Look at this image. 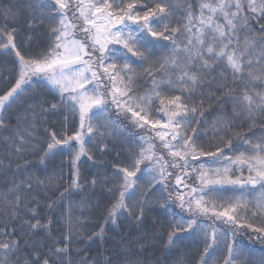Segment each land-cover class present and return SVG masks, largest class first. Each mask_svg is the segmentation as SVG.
Segmentation results:
<instances>
[{
    "label": "snow or ice",
    "instance_id": "obj_1",
    "mask_svg": "<svg viewBox=\"0 0 264 264\" xmlns=\"http://www.w3.org/2000/svg\"><path fill=\"white\" fill-rule=\"evenodd\" d=\"M37 7L40 16L45 15L44 9H51L47 18L56 21L49 28L51 40L44 51L22 53L16 29L0 26V50L12 52L17 65L14 82L0 94V111L34 85L57 93L59 105L50 103L40 112L66 110L74 127H67L66 116L59 133L45 129L48 139L43 157L68 153L71 188L80 187L81 157L92 159L86 138L91 142L99 137L100 151H108L103 140L106 131L123 133L126 129L107 113L114 107L117 114L128 116L134 127L152 135L134 136L138 150L131 154L129 167L114 165L112 178L90 180L93 186L107 185L113 178L122 181L107 189L114 202L106 209L104 222L115 224L117 214L125 212L143 222L146 203L137 200V195L147 197L158 188L165 190L172 180L173 191L166 199L175 202L178 211L171 204L162 205L171 215L167 245L171 248L184 237H199L203 249L198 264H210L221 245L226 252L223 264H236L239 232L251 230L264 239V223L256 227L252 222H264V135H254L255 120H264V0H199L196 9L185 0L183 17L174 25L167 22L176 6L157 0H38ZM161 48L169 49L168 55L153 62L151 57ZM217 68L223 70L206 78ZM147 81L148 87L143 88ZM206 85L200 92L202 98L194 101ZM175 92L180 94L169 95ZM206 99L221 105L212 125L215 143L201 130ZM229 101L231 113L222 107ZM31 111L35 119V109ZM101 116L106 131L95 123ZM238 118L241 124L235 123ZM244 122L250 125L247 133L234 131ZM36 131L31 124L30 130L16 133L13 147L17 153L36 138ZM259 131L264 133V124ZM145 176L147 188L139 183ZM25 187L31 191V184ZM13 191L19 192V186ZM229 192L232 195H224ZM254 192L259 197L248 199ZM134 200L135 213L128 203ZM21 202L15 195L8 204L16 207ZM217 222L232 230L217 227ZM50 224L36 220L26 226L35 231L47 230ZM16 234L10 223L0 229V264H73L70 258L61 260L69 256V236L56 242L63 247L40 250L34 245L25 253L27 245L12 238ZM102 234L101 226L92 235Z\"/></svg>",
    "mask_w": 264,
    "mask_h": 264
},
{
    "label": "trees",
    "instance_id": "obj_2",
    "mask_svg": "<svg viewBox=\"0 0 264 264\" xmlns=\"http://www.w3.org/2000/svg\"><path fill=\"white\" fill-rule=\"evenodd\" d=\"M157 2L176 6L174 17L167 23L174 25L176 21L182 19V6L185 0H157ZM187 3L196 9L199 0H187ZM37 5L38 0H0V26L7 25L8 29H16L15 40L22 53L34 55L44 51L51 40L49 28L56 24L55 20L47 18L51 9H44L45 15L40 16ZM41 20H43L42 24ZM155 51L157 54L151 57L153 62L168 55L169 49L161 48ZM16 70L14 54L0 50V94L14 82ZM222 70L217 68L215 72L206 74V78L217 76ZM137 71L142 72L143 69L137 68ZM149 83L150 81L144 82L142 87L147 88ZM206 89L207 85L197 92L193 100H200L202 98L200 92ZM211 91L216 90L213 88ZM172 94L180 93H169ZM216 95L219 96L220 93L216 91ZM50 103L59 105L57 93L45 86L34 85L10 107L0 111V119L4 124V127L0 128V165H2L0 166V229L4 224L9 223L11 227L16 228L17 234L12 238L20 240L22 246L27 245L24 248L25 253L34 245L40 250H49L53 245L63 247L62 243L56 242L61 241L64 236H69V256L61 257V260L70 258L73 264H82V262L83 264H132L133 261L136 264H198V257L203 249L199 237H184L171 248L166 243L165 233L169 230L167 225L171 215L162 205L171 204L173 210L178 211L175 202L166 199L167 194L173 191L172 180L167 182L168 187L165 190L158 188L155 192H149L147 197L137 195V200L146 203L143 222H139L134 214L125 212L123 215L117 214L115 224L104 222L107 217L106 209L114 202L107 189L117 187L122 181L113 178L107 185L97 183L93 186L90 183L93 177L98 180L102 177L112 178L114 165L129 167L132 162L131 154L138 150L134 136H151L152 133L134 127L128 116L123 113L117 114V110L112 107L108 115L113 120H118L119 126L126 131L116 133L100 127L101 131H106L103 140L108 146V151H100L103 144L100 143L99 137L93 138L91 142L86 138V148L92 159L81 157L80 187L71 188L68 187L71 182L68 153L43 157L45 141L48 139L45 129L56 130L59 133L64 128L66 116H68L67 127H74L72 117L66 110L57 108L55 112H40L41 107L47 109ZM220 107L221 105L216 101L206 99L201 130L209 134L208 140H213L212 125L220 115L217 111ZM222 107L226 112L231 113V101ZM31 109H35V119H32ZM197 119L201 117L197 116ZM235 123L241 124V120L238 118ZM254 123V135L256 137L264 135L259 131L264 120L256 119ZM31 124H35L38 129L33 134L36 138L31 140L22 152L17 153L13 147L16 133L23 134L25 128L30 130ZM249 126L244 122L242 127L235 128L234 131L247 133ZM130 136L133 138L130 139ZM157 147L159 148V145ZM147 163L145 161V164ZM143 167L144 164L141 165V168ZM47 178L53 179L49 182ZM148 180L149 178L145 176L139 183L147 188ZM37 181L45 183L41 185ZM26 184H31V191L26 189ZM17 186L20 191L14 192ZM60 193H64L63 198L60 197ZM15 195H19L22 202L16 207H9L8 202L13 201ZM224 195L230 196L232 193ZM247 198L253 199V193ZM128 203L135 213L136 201ZM30 210L35 211V216ZM36 220L42 225L48 224L49 221L51 224L47 230L41 228L35 231L26 226L28 222L36 223ZM252 222L256 227L264 223L261 220ZM101 226L102 236H93V233L100 231ZM216 226L232 230L229 225H221L219 222ZM235 239L240 250L236 264L264 262V239H258L251 230L239 232ZM225 256L226 252L221 245L210 264H223Z\"/></svg>",
    "mask_w": 264,
    "mask_h": 264
},
{
    "label": "rangeland",
    "instance_id": "obj_3",
    "mask_svg": "<svg viewBox=\"0 0 264 264\" xmlns=\"http://www.w3.org/2000/svg\"><path fill=\"white\" fill-rule=\"evenodd\" d=\"M107 117H108L110 120H113L112 118H110V116L108 115V113H107ZM113 121H114V120H113ZM104 122H105V119H104L103 116H101L99 119H97V120L95 121L96 125H97L98 127H101V128H104V127H103ZM110 130H111V129H110ZM244 175H247V172H245ZM259 195H260L259 192H254V193H253V197H254V198L259 197Z\"/></svg>",
    "mask_w": 264,
    "mask_h": 264
}]
</instances>
